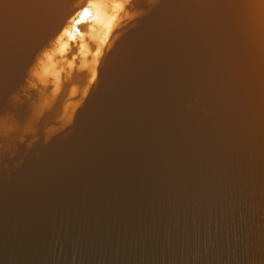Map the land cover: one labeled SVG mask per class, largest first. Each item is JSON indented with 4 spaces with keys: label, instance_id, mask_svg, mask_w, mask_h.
<instances>
[{
    "label": "water",
    "instance_id": "1",
    "mask_svg": "<svg viewBox=\"0 0 264 264\" xmlns=\"http://www.w3.org/2000/svg\"><path fill=\"white\" fill-rule=\"evenodd\" d=\"M110 1L0 0V264H264V0Z\"/></svg>",
    "mask_w": 264,
    "mask_h": 264
},
{
    "label": "rangeland",
    "instance_id": "2",
    "mask_svg": "<svg viewBox=\"0 0 264 264\" xmlns=\"http://www.w3.org/2000/svg\"><path fill=\"white\" fill-rule=\"evenodd\" d=\"M93 5L96 6L98 21H94L87 25L85 29L81 32V38L75 41L73 45L67 44L66 41L56 39L54 45L49 51H46L45 58L43 62V69L50 75H55L60 68H56V65L63 60H66V55L70 48H75L79 51L85 45H88L93 41V38H100L102 35L103 26L102 23L108 21L112 17V8L110 0H90ZM99 24V25H98Z\"/></svg>",
    "mask_w": 264,
    "mask_h": 264
},
{
    "label": "bare ground",
    "instance_id": "3",
    "mask_svg": "<svg viewBox=\"0 0 264 264\" xmlns=\"http://www.w3.org/2000/svg\"><path fill=\"white\" fill-rule=\"evenodd\" d=\"M89 15H88V12H84L83 14H81L80 15V20H83L84 18H87ZM94 20H96V21H98L99 22V18H98V16H97V14L95 15V19ZM107 23V21L106 22H103L102 23V25L101 26H103V29L106 27V24ZM99 25V24H98ZM73 32V31H72ZM67 38H68V40H70L69 39V37H72L71 35H69V36H66Z\"/></svg>",
    "mask_w": 264,
    "mask_h": 264
},
{
    "label": "snow or ice",
    "instance_id": "4",
    "mask_svg": "<svg viewBox=\"0 0 264 264\" xmlns=\"http://www.w3.org/2000/svg\"><path fill=\"white\" fill-rule=\"evenodd\" d=\"M61 39V36H58L57 37V40L59 41ZM69 39L71 40V41H75L76 40V38L73 36V37H69ZM75 57H73V59H74Z\"/></svg>",
    "mask_w": 264,
    "mask_h": 264
}]
</instances>
